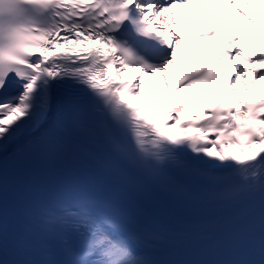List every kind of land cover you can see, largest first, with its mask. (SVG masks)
<instances>
[{"label": "snow or ice", "instance_id": "6c2138e0", "mask_svg": "<svg viewBox=\"0 0 264 264\" xmlns=\"http://www.w3.org/2000/svg\"><path fill=\"white\" fill-rule=\"evenodd\" d=\"M188 2L0 0V155L27 137L55 140L54 107H66L77 126L87 108L98 117L104 143L131 172L171 182L169 171L177 170L204 181L187 193L189 201L264 195V88L254 87L264 82V34L242 45L234 23L214 22L186 37L174 30L165 35L180 27L172 9ZM235 3L227 0L229 8ZM235 15L257 23L238 6ZM139 37L154 43L141 51ZM195 39H218V51L188 58ZM81 41L110 51L81 47ZM218 60H228L231 70ZM189 93L216 98L205 104ZM126 96L143 103L151 119ZM40 219L70 258L67 264H150L132 246L150 234L124 235L92 197L45 206ZM0 264L36 262L5 259L0 242Z\"/></svg>", "mask_w": 264, "mask_h": 264}, {"label": "bare ground", "instance_id": "6f19581e", "mask_svg": "<svg viewBox=\"0 0 264 264\" xmlns=\"http://www.w3.org/2000/svg\"><path fill=\"white\" fill-rule=\"evenodd\" d=\"M239 7L245 14L252 16L253 19H257L256 24H250L247 20L242 19L235 15L236 7ZM172 14L174 15L176 21L180 25L179 28L165 29V35L169 31H177L182 36H187L190 31H193L198 25L203 23L208 19L216 20L220 23L231 22L235 24L236 35L239 37V43L242 45H247L250 43V38L264 34L262 32L261 26L264 25V3L261 0H249L248 4L244 3V0H236V3L229 8L227 6V0H189L186 7H177L172 9ZM256 29V31H249V29ZM222 64L225 69L229 71L232 65L228 60H222ZM136 73L125 72L123 73V79L128 80L134 77ZM239 95H244L245 93L239 92ZM129 102L133 103L134 106L141 108V114L148 116L151 119V115L145 112L144 104H137V98L134 96L125 97ZM216 98V97H215ZM215 98L199 99L195 97H190V99L195 101H200L202 103L208 104ZM182 119H192V116L188 113H181ZM155 122V121H154ZM166 131L176 132L177 129H168ZM188 131H194V129H189ZM122 182L127 183L130 179L128 173L122 172L120 175Z\"/></svg>", "mask_w": 264, "mask_h": 264}]
</instances>
